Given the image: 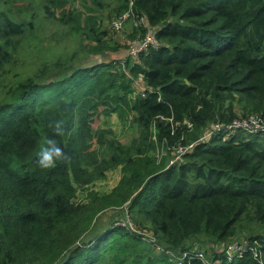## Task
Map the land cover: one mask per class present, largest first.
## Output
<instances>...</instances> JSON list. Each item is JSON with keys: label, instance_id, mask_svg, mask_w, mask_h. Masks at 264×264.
<instances>
[{"label": "trees", "instance_id": "obj_1", "mask_svg": "<svg viewBox=\"0 0 264 264\" xmlns=\"http://www.w3.org/2000/svg\"><path fill=\"white\" fill-rule=\"evenodd\" d=\"M75 1L42 6L73 31L68 47L0 87V264H177L199 250L264 264V132L230 127L264 122V0H113L111 23L132 26L125 47L156 37L116 60L105 0ZM16 12L0 2L12 47L35 29ZM98 113L137 135L94 129ZM118 168L110 191L93 188Z\"/></svg>", "mask_w": 264, "mask_h": 264}, {"label": "rangeland", "instance_id": "obj_2", "mask_svg": "<svg viewBox=\"0 0 264 264\" xmlns=\"http://www.w3.org/2000/svg\"><path fill=\"white\" fill-rule=\"evenodd\" d=\"M90 3V0H87ZM113 0H105L106 5L100 9L97 7L96 14L99 17V23L104 30L108 31V36L112 37L123 48L117 53L108 54L105 60L121 59L128 54L129 34L131 33L132 26L129 22L122 23V27L117 29L111 23L112 18L110 11L112 6L110 2ZM5 3L13 11L17 7L23 9V13L16 12L20 19L33 21L35 29L33 31V38L31 40L24 39L16 47L8 46L4 41L0 40L2 51L0 53V87L5 86L7 83L12 84L17 79H22L38 69L39 65L50 61L54 58V53L62 51L68 47L71 42V32L69 27L62 25L58 20L52 17H46L44 8L45 0H39L32 3L30 0H0ZM31 3V4H30ZM91 4V3H90ZM33 5V7H31ZM70 5H68L69 7ZM72 6L85 11L84 2L77 0L72 3ZM41 7V8H39ZM115 16V15H114ZM115 29L118 31L116 32ZM30 34V35H32ZM127 48V51H126ZM139 78L135 82V87L142 91L144 83ZM1 95V91H0ZM255 123L264 125V122L259 117ZM94 129L108 128L114 130L118 138L123 142H129L137 135L136 126L130 122H122L115 114L98 113L93 121ZM250 132V131H249ZM121 176L120 169H115L108 173L105 180L97 181L93 188L102 192L110 191L117 185ZM86 193L81 191L80 197H84ZM110 211L108 215L111 213ZM107 215V214H106ZM107 217V216H106ZM209 252V251H208Z\"/></svg>", "mask_w": 264, "mask_h": 264}, {"label": "built area", "instance_id": "obj_3", "mask_svg": "<svg viewBox=\"0 0 264 264\" xmlns=\"http://www.w3.org/2000/svg\"><path fill=\"white\" fill-rule=\"evenodd\" d=\"M126 16V15H125ZM123 23V17L119 20H116L113 22V26L117 29H120L122 27ZM156 42V37L154 33H148L146 37L143 39V41H134L131 46L128 48V53L131 54L134 57H137L138 52L141 50L147 49L149 44ZM142 81V78L140 79ZM144 88V87H143ZM142 88V89H143ZM256 116H250L248 119L244 120H238L234 123V125H231L230 127H240L244 128L251 133H263L264 132V125H261L260 122L257 124L255 123L257 121ZM121 225H127V223H117ZM132 229L135 230V228L131 225ZM244 248V245H240L238 243H233L232 245H229L226 247L227 254L229 258H233L236 252L242 251ZM174 258L177 259V264H191L192 259H202L207 264H215L211 260L205 256L203 251H193V252H183L182 256H175Z\"/></svg>", "mask_w": 264, "mask_h": 264}]
</instances>
